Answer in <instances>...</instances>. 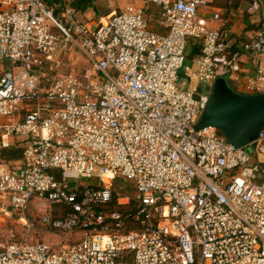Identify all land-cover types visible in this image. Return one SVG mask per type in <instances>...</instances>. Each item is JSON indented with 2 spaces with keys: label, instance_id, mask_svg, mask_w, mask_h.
Listing matches in <instances>:
<instances>
[{
  "label": "built area",
  "instance_id": "built-area-1",
  "mask_svg": "<svg viewBox=\"0 0 264 264\" xmlns=\"http://www.w3.org/2000/svg\"><path fill=\"white\" fill-rule=\"evenodd\" d=\"M209 3L135 0L93 27L70 3L55 15L46 0H0V118L16 116L0 123V150L21 148L0 158V228L17 217L30 230L33 213L46 231L81 235L53 253L8 228L0 264H264V126L244 146L196 128L218 78L264 94V22L239 42L213 27L219 10L200 13ZM47 22L86 67L57 72L66 51ZM120 177L134 184L130 211L114 208L129 206L109 183Z\"/></svg>",
  "mask_w": 264,
  "mask_h": 264
},
{
  "label": "rangeland",
  "instance_id": "rangeland-1",
  "mask_svg": "<svg viewBox=\"0 0 264 264\" xmlns=\"http://www.w3.org/2000/svg\"><path fill=\"white\" fill-rule=\"evenodd\" d=\"M250 6L249 2L242 1L240 2L239 9L242 11H246L248 7ZM95 9V8H94ZM93 9V10H94ZM113 10H116L113 8ZM79 13L78 18L82 22L86 21H92L93 27L96 26L98 23V15L93 13L91 16H87V14ZM49 31L51 34H53L56 39L57 43L61 44L62 49L66 51V54L64 55L62 52H60V49L57 51L55 57L59 61V66L57 67V72L59 74H64L69 71H74L77 73L79 72L80 68L86 67L87 62L85 58L79 53V51L68 41H66L62 35L57 31V29L50 23H46ZM154 28H156L154 26ZM50 64L48 63L47 66ZM7 66V62H5V67ZM183 70H181V73ZM48 73V72H47ZM50 75V72H49ZM230 85L233 87L234 83L232 82V77L229 79ZM41 86L48 87L49 86V76L43 73L40 79ZM177 87L179 89H182L183 91L187 90V87H183L180 84H177ZM16 116L12 117H3L0 118V123H9L11 121H14ZM1 133V131H0ZM223 138V137H222ZM226 141V140H225ZM229 143L228 141H226ZM231 144V143H229ZM109 183L112 187V189L121 194L122 196H127L129 200V206L125 208H117L114 207L120 211H130L133 209V203L136 196V191L134 189V184L132 181H129L123 177H120L121 180H117L115 178H109ZM124 181V182H123ZM85 185H96L97 181L96 179H90V180H83L82 181ZM0 206L8 207L9 204L6 200L0 199ZM30 210H33V208H30ZM28 222L32 224V227L30 230H28L26 227H23L21 224L18 223L17 217H12L6 220L5 224L8 228H11L14 233V238L16 241H24L25 236L27 235V242L33 243L34 241H40L49 246L50 252L57 253L60 250L69 247L71 244L77 243L81 239V235L79 232H67V233H59V232H51L46 231L43 227L40 226L38 219L35 214L31 213L28 216ZM7 229L0 228V242L4 241H11V239H8L7 235Z\"/></svg>",
  "mask_w": 264,
  "mask_h": 264
},
{
  "label": "water",
  "instance_id": "water-1",
  "mask_svg": "<svg viewBox=\"0 0 264 264\" xmlns=\"http://www.w3.org/2000/svg\"><path fill=\"white\" fill-rule=\"evenodd\" d=\"M204 126L216 127L235 146L245 145L264 126V94L241 95L228 86L226 76L218 78L196 128Z\"/></svg>",
  "mask_w": 264,
  "mask_h": 264
},
{
  "label": "crops",
  "instance_id": "crops-1",
  "mask_svg": "<svg viewBox=\"0 0 264 264\" xmlns=\"http://www.w3.org/2000/svg\"><path fill=\"white\" fill-rule=\"evenodd\" d=\"M88 1L92 8L90 10H87L85 14H87V16H91L92 13L93 15L97 14L99 19L100 17L102 18L114 12H118L124 9L128 5L135 4V0H88ZM242 1L250 2V0H210L209 9L206 10L205 12L200 11V13L203 16H205V18L208 21H210L213 11L219 10L221 12L222 21L217 23L216 25H213V27L220 28L226 31L229 35H231L233 38H235L239 42H245V41L250 40L253 37L255 31L258 29L260 24L264 22V0H261V3H262L261 13L258 15H254V16L249 15L246 11H242L239 9L240 2ZM113 8H115L116 10H113ZM193 48H194L193 43L190 42L189 47L187 49V53L189 56L193 54L194 52ZM5 68H6L5 62H0V72L3 71ZM214 84L211 88V94H210L209 101L213 94ZM227 84L234 92L239 93L237 90L234 89V87L230 85V82L228 80H227ZM239 94L246 95L242 93H239ZM201 117L199 121L201 120ZM216 130L218 134L227 141L223 132L217 128Z\"/></svg>",
  "mask_w": 264,
  "mask_h": 264
},
{
  "label": "trees",
  "instance_id": "trees-1",
  "mask_svg": "<svg viewBox=\"0 0 264 264\" xmlns=\"http://www.w3.org/2000/svg\"><path fill=\"white\" fill-rule=\"evenodd\" d=\"M46 2L49 8L53 7L55 9V15H57L59 12V9L56 8V5L58 4L65 5L67 3H70L76 9V12L78 14L84 13L92 8L88 0H46ZM147 11L157 16L158 11L155 7L150 5L148 6ZM197 54L198 51L195 50L192 55L194 56ZM18 145L19 144H17V146H14V148L11 149L0 150V158L5 160L6 162L19 161L21 159V148H19Z\"/></svg>",
  "mask_w": 264,
  "mask_h": 264
}]
</instances>
